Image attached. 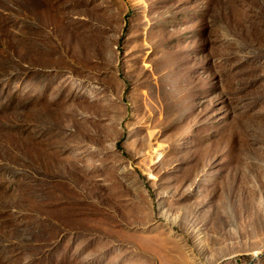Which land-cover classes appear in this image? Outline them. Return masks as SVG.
<instances>
[{
  "label": "rangeland",
  "instance_id": "374dc122",
  "mask_svg": "<svg viewBox=\"0 0 264 264\" xmlns=\"http://www.w3.org/2000/svg\"><path fill=\"white\" fill-rule=\"evenodd\" d=\"M0 264H264V0H0Z\"/></svg>",
  "mask_w": 264,
  "mask_h": 264
}]
</instances>
